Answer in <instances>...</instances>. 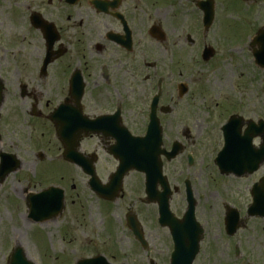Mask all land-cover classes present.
Instances as JSON below:
<instances>
[{"label":"flooded vegetation","instance_id":"obj_1","mask_svg":"<svg viewBox=\"0 0 264 264\" xmlns=\"http://www.w3.org/2000/svg\"><path fill=\"white\" fill-rule=\"evenodd\" d=\"M227 1L30 0L24 11L18 5L14 19H23L27 25L21 27L15 43L35 41L40 48L28 58L19 54L12 63L0 66V160H18L12 174L22 172L24 155L32 156L24 168L26 172L33 160L60 161L72 176H62L60 183L64 184L56 181L49 187L60 190L62 213L66 212L67 199L72 206L70 214L74 215L89 202L90 209L94 207L108 219L110 233L112 206L127 199L132 203L124 209L122 225L136 249L148 255L156 248L142 218L154 221L158 229L165 231L172 246L168 229L158 223L159 204L167 198L169 210L182 221L191 195L200 222L193 179L197 166L200 174L205 168L198 181L204 185L207 202L214 188L222 184L216 186L214 180L212 122L204 119L201 128L189 117L190 126L183 127L186 119L181 105L190 96L195 101L197 95L192 89L203 76L202 68H211L218 56L216 49L220 52L223 47L218 40L217 19ZM237 1L242 21L254 29L264 28V0ZM203 4L206 12L214 10L212 22L205 23ZM210 38L218 43L212 45ZM50 40L52 51L47 55ZM203 52H208L209 58ZM7 77H16L13 86L7 85ZM189 108L190 104L185 110ZM153 115L158 127L153 137L159 144L154 146L155 154L145 155L149 143L144 138ZM238 115L241 136L250 130L255 135L252 147L260 150L264 147V118L252 120L254 127L249 129L251 119ZM169 132L174 136L170 137ZM125 165L129 168L118 180V172ZM263 168L261 164L248 176L254 177L249 192L252 185L263 184ZM146 170L153 172L148 190ZM92 175L96 183L91 184ZM69 181L73 182L70 186ZM168 188L170 194L166 196ZM175 198L182 199L180 208H175ZM226 205L221 202L225 236ZM238 213L240 227L245 228L250 217ZM135 227L144 246L132 234L131 228ZM202 229L206 234L203 225ZM217 231L221 232V225ZM81 247L91 252L86 255L97 253L84 242ZM208 253L216 254L214 248ZM243 257L245 261L239 264H250V258L246 254ZM258 258L256 264H264V258ZM153 259L149 257L146 264H156Z\"/></svg>","mask_w":264,"mask_h":264},{"label":"rangeland","instance_id":"obj_2","mask_svg":"<svg viewBox=\"0 0 264 264\" xmlns=\"http://www.w3.org/2000/svg\"><path fill=\"white\" fill-rule=\"evenodd\" d=\"M28 3L30 0H0V57L5 55V58H0L2 68L7 63H12V58L19 54H24L21 55L22 58H28V54L39 53L40 45L35 41L15 43V38L20 37L21 27L27 23H24L23 19H14V12L18 5L21 11H24L23 7ZM238 5L237 0H228L221 14L219 13L218 40L223 47L220 52L215 48L218 56L211 63V68H202L203 76L199 77L196 88L192 89V94L197 95L195 101L192 102L193 98L190 96L181 105V114L186 119L183 127L190 126L189 117L193 122L196 120L201 128L204 127L202 124L204 119L212 122L214 154L221 142L219 129L228 116L240 114L251 120L264 118V71L253 64L248 42L254 28L242 21ZM215 37L217 38V30ZM210 43L215 46L218 41L210 38ZM232 47L235 48V53L229 51ZM5 80L8 86H13L16 77H7ZM188 104L190 108L185 110ZM168 134L170 137L174 136L173 132ZM21 159L26 167L32 156L24 155ZM31 163L33 165L29 171L26 172L25 167L21 168L20 174H11L0 186V264L7 263L10 250L15 247H21L26 258L33 264H75L77 259L84 258L81 254L91 253L81 247L82 242L112 263L146 264L151 257L156 264H168L171 245L167 233L158 229L154 221L149 222L148 218H142L150 230V238L153 237L156 245L155 250L151 247L154 252L148 255L136 249L123 230L122 215L127 204L132 203L127 199L112 206L110 233L107 218L93 206L90 209L89 202L78 215L70 214L72 206L69 199L66 212L41 225L31 223L28 220L26 196L37 189L43 191L56 181L60 183L62 176H72V172L60 161L33 160ZM202 172H205V168ZM202 172L200 174L197 166L193 176L199 197L197 215L205 229V235L211 237L204 239L201 248L203 253L194 264H238L239 261H245L243 254L250 258V264H256L259 261L258 256L264 258V220L246 219V227L239 229L233 237L224 235L221 220L224 217V210L221 207L223 201L232 208H238L239 212L247 209L250 203V182L254 177L236 179L230 176L224 180L214 174L215 185L222 184L217 189L214 188L209 203L205 200L207 193L204 185L198 181V176L202 177ZM71 183L73 182L69 181L67 185L70 186ZM75 184L78 187L77 179ZM182 204L181 198H175V208H180ZM82 213L84 215L81 217ZM220 225L221 232H218ZM89 240L93 243H88ZM210 248H214L216 254L210 255L208 253ZM234 249L239 250L240 255L237 259L234 256Z\"/></svg>","mask_w":264,"mask_h":264},{"label":"water","instance_id":"obj_3","mask_svg":"<svg viewBox=\"0 0 264 264\" xmlns=\"http://www.w3.org/2000/svg\"><path fill=\"white\" fill-rule=\"evenodd\" d=\"M260 38L258 40L259 45H261ZM256 61L259 65L264 66V44L261 45V50L254 54ZM0 92H1V84H0ZM1 97V93H0ZM1 100V98H0ZM157 131V125L156 122H154V125L150 129L149 133L147 134V137L145 139L146 143H149V150L145 152V155H150L151 152H154L155 149L154 146L157 145V142L152 139L154 132ZM230 141L228 143L226 152H221L220 159L217 160V164L221 169V172L229 174L233 173L235 175H241L243 172L250 173L254 171L256 166L258 165L261 158L255 157L256 155L250 150L249 142L250 138L246 137L245 141L238 142V138L234 135H230ZM229 144L231 146H229ZM229 146V147H228ZM15 165L14 162L8 163L6 161L2 160V163L0 165V183L4 180V178L14 170L13 166ZM129 165H125L121 171L118 172L117 179L119 180L121 176L123 175L125 170H128ZM153 172L146 170V176L148 180V188L150 184L149 175ZM91 184L96 183V179H91ZM112 189V188H111ZM257 191H261L258 195L254 194V200L253 205L249 209V213L264 216V183L262 184V188H260ZM50 198H52V193L46 192L41 196L38 197H30L28 198V208L30 210V217L37 221V220H43L50 218L51 216H54L57 212H59L60 209V203L54 202L53 205H49ZM52 208V211H49ZM55 208V209H53ZM166 209L163 208L161 210V220H163V214L165 216V221H162L161 224H166L170 227L171 234L173 236L175 248L174 252L171 256V264H191L195 251L197 248V241L196 236L193 235L194 231L192 230V226H196L191 222L190 227H186L189 231L186 233L183 232H176V224L175 221L167 220L166 218ZM233 220L236 219V215H232ZM228 222L230 219H226ZM232 220V221H233ZM235 222V220H234ZM184 226V224L182 225ZM184 236V237H183ZM188 239V241L194 240V242L190 245L189 242L183 241V238ZM103 261V260H102ZM10 264H31L30 262H27L21 249H16L11 255V258L9 260ZM97 262V260H91V261H81L78 264H93Z\"/></svg>","mask_w":264,"mask_h":264}]
</instances>
